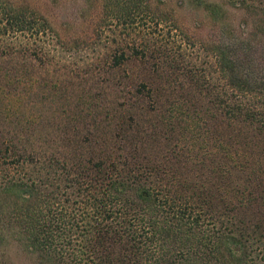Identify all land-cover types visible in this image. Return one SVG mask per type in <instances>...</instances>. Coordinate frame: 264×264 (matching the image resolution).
Here are the masks:
<instances>
[{"label": "trees", "instance_id": "1", "mask_svg": "<svg viewBox=\"0 0 264 264\" xmlns=\"http://www.w3.org/2000/svg\"><path fill=\"white\" fill-rule=\"evenodd\" d=\"M186 1L219 22L226 6L248 18L246 31L222 24L208 47L218 83L182 64L192 42L172 13L152 0H101L97 27L114 11L122 31L103 56L104 73L122 72L105 85L108 93L116 85L122 105L103 117L96 103L68 115L54 149L35 146V130L22 133L24 115L0 117L14 124L11 136L0 131V238L33 264H264V0ZM53 38L61 54L66 43L41 13L0 0V60L42 64ZM132 62L143 71L126 74L122 65ZM152 73L193 80L199 114L190 119L203 151L179 145L183 133L167 118L157 120L164 128L149 127L144 114L164 108ZM23 75L0 70V93Z\"/></svg>", "mask_w": 264, "mask_h": 264}, {"label": "rangeland", "instance_id": "2", "mask_svg": "<svg viewBox=\"0 0 264 264\" xmlns=\"http://www.w3.org/2000/svg\"><path fill=\"white\" fill-rule=\"evenodd\" d=\"M16 1H23L41 13L52 28L58 31L66 47L62 48L61 54L57 48L59 55L54 54L53 38L50 52L42 64L38 60H29L27 57L25 59L23 55L17 60L11 61L7 58L0 60V70L18 67L22 72L24 71V75L13 83V88L8 93H0V110L3 111L0 112V117L4 116L8 121H16L17 117L24 115L25 122L20 127L22 133L35 130L33 137L39 138L26 141L22 135L24 141L28 143L35 140L36 142H33L35 146L54 149V131L59 132L60 123L66 122L69 119L68 115L72 116L77 110L88 112L87 105L96 103L97 114L103 117L101 114L107 110L106 108L111 105H122L123 101L118 95L116 85L112 87V91L109 90V93L105 87L109 80L113 82L120 80L122 72H116L115 76L104 73L105 68H108V60L105 62L103 59L104 54H111L110 50L116 46L113 40L117 38L119 32H122L118 26V15L114 11L108 12L104 23L101 27H97L100 25L98 21L101 18V0ZM149 4L151 8L156 5L162 13H172L179 29H182L189 42H192L181 51L182 57H180L182 64L192 70L189 74L218 83L211 49L208 47L220 38L219 34L223 28L233 27L235 31L247 30L248 26L242 25V21L248 19L244 10L226 6L224 18L219 22L213 20L203 8L194 7L186 0H152ZM164 26L161 27L163 30H165ZM141 67L144 65L137 62L122 65L126 74L130 71L142 72ZM153 67L155 65H152ZM152 74L155 78L153 86L159 87L161 91L159 100L164 103V108L157 114H154V111L144 114V119L149 120V127L156 132L160 127L164 128L157 120L167 118L171 121V128L181 130L183 133L178 137L181 139L179 145L193 146V150L203 151L206 144L197 138L194 139L192 130L196 122L190 119L192 114L197 113L196 110L192 111L190 106L191 101H195L194 97L197 96L193 80L189 81L186 75L184 77L178 75L168 81L163 75L161 77ZM59 80L61 83L58 82ZM59 87L61 88L58 89ZM144 100L147 101L143 103L147 102L146 105H151L148 99ZM124 116H128L126 119L130 122L129 115ZM0 122L3 137L11 136L13 122L12 124L2 122V119ZM221 132L224 133L225 130ZM7 260L15 264H33L34 259L6 235L0 238V261L4 264Z\"/></svg>", "mask_w": 264, "mask_h": 264}]
</instances>
